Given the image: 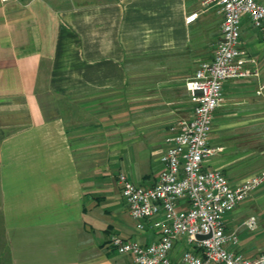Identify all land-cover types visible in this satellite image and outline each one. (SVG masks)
I'll list each match as a JSON object with an SVG mask.
<instances>
[{"label": "crops", "instance_id": "1", "mask_svg": "<svg viewBox=\"0 0 264 264\" xmlns=\"http://www.w3.org/2000/svg\"><path fill=\"white\" fill-rule=\"evenodd\" d=\"M205 1L0 0V264H134L111 237L157 240L118 178L152 187L172 125L192 115L187 83L223 21ZM240 45L260 74L224 82L208 163L232 185L264 170V42L247 18ZM225 227L237 252L264 254V185Z\"/></svg>", "mask_w": 264, "mask_h": 264}, {"label": "built area", "instance_id": "2", "mask_svg": "<svg viewBox=\"0 0 264 264\" xmlns=\"http://www.w3.org/2000/svg\"><path fill=\"white\" fill-rule=\"evenodd\" d=\"M204 3L218 7L223 21L213 59L200 63L187 83L194 102L192 115L172 125L159 156L162 169L152 187L138 185L125 174L118 178L137 230L145 232L148 226L158 234L148 245L111 237V245L119 254L131 256L134 264H175L174 259L178 264H264V254L247 257L237 252L238 234L225 227L226 216L264 185V170L232 185L220 170L208 168L218 151L210 145V135L224 82L260 74L256 60L241 47L240 36L247 18L264 42V5L260 0ZM197 18L198 13L189 14L186 22ZM244 225L255 230L257 220L252 216Z\"/></svg>", "mask_w": 264, "mask_h": 264}, {"label": "water", "instance_id": "3", "mask_svg": "<svg viewBox=\"0 0 264 264\" xmlns=\"http://www.w3.org/2000/svg\"><path fill=\"white\" fill-rule=\"evenodd\" d=\"M209 236H198L197 238L198 239H200V240H202V239H206V238H208Z\"/></svg>", "mask_w": 264, "mask_h": 264}, {"label": "rangeland", "instance_id": "4", "mask_svg": "<svg viewBox=\"0 0 264 264\" xmlns=\"http://www.w3.org/2000/svg\"><path fill=\"white\" fill-rule=\"evenodd\" d=\"M203 61H206V59H202Z\"/></svg>", "mask_w": 264, "mask_h": 264}]
</instances>
